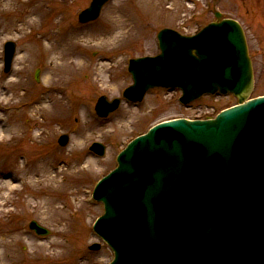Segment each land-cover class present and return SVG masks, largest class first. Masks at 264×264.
<instances>
[{"label": "rangeland", "instance_id": "374dc122", "mask_svg": "<svg viewBox=\"0 0 264 264\" xmlns=\"http://www.w3.org/2000/svg\"><path fill=\"white\" fill-rule=\"evenodd\" d=\"M90 1L0 0V264H109L111 251L92 231L103 211L91 193L118 153L158 123L213 118L236 104L215 95L181 106L179 91L152 89L141 103L121 100L108 118H97V98L120 99L132 84L128 61L159 53V30L193 35L213 21L214 9L238 21L253 65L250 97L264 95V0H113L95 22L80 25L77 15ZM6 42L15 55L4 74ZM62 134L70 138L65 148L57 145ZM95 142L105 147L102 158L88 151ZM32 220L50 235L30 232Z\"/></svg>", "mask_w": 264, "mask_h": 264}, {"label": "water", "instance_id": "95a60500", "mask_svg": "<svg viewBox=\"0 0 264 264\" xmlns=\"http://www.w3.org/2000/svg\"><path fill=\"white\" fill-rule=\"evenodd\" d=\"M107 1L92 0L80 23L95 20ZM156 38L158 56L129 62L133 85L124 98L179 88L182 104L232 93L238 106L215 119L162 123L132 141L94 190L104 206L94 231L113 251L111 264H264V97L246 101L253 71L243 31L223 20L193 37L164 29ZM14 47H4V72ZM118 105L102 97L95 112L106 117ZM90 150L104 154L100 144Z\"/></svg>", "mask_w": 264, "mask_h": 264}, {"label": "bare ground", "instance_id": "6f19581e", "mask_svg": "<svg viewBox=\"0 0 264 264\" xmlns=\"http://www.w3.org/2000/svg\"><path fill=\"white\" fill-rule=\"evenodd\" d=\"M113 25H114V24H113ZM73 33L75 34V31L72 32V35H73ZM94 40H97V39H94ZM53 46H56L55 49H56V48H59V49H60V47L62 46V44H61V42H58V43L56 42ZM73 46L75 47L74 42H73V43L69 42V43H67V44L65 45V47H66L68 50H72V47H73ZM75 67H76L77 70H79V68H78L76 65H75ZM69 71H70V70H68V72H69ZM71 71H72V70H71ZM40 174H41V175H43V174L46 175V174H47V171H44V170H43V171L40 172ZM41 175H39V176H41ZM39 176H38V178H40ZM34 177H35V176H34ZM34 177H33V178H34ZM42 179H44L43 182L46 183V184L49 182V180H48V176H46V177H44V178H42ZM56 188L58 189V187H56ZM60 189H61V188H60ZM62 191H63V190H62ZM52 246H53V244L51 243V244H48V245H39V246H36L35 248H36V252H38V253L42 252V253H43L44 251L50 249Z\"/></svg>", "mask_w": 264, "mask_h": 264}, {"label": "flooded vegetation", "instance_id": "af4514ba", "mask_svg": "<svg viewBox=\"0 0 264 264\" xmlns=\"http://www.w3.org/2000/svg\"><path fill=\"white\" fill-rule=\"evenodd\" d=\"M254 1H255L254 3L257 4V5L261 4V2H262L261 0H254Z\"/></svg>", "mask_w": 264, "mask_h": 264}]
</instances>
